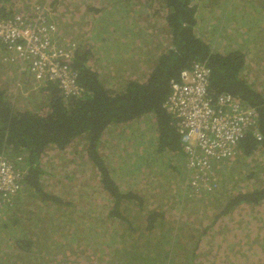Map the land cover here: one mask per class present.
<instances>
[{"label":"trees","instance_id":"obj_1","mask_svg":"<svg viewBox=\"0 0 264 264\" xmlns=\"http://www.w3.org/2000/svg\"><path fill=\"white\" fill-rule=\"evenodd\" d=\"M3 1L2 15L8 18L41 6L51 18L61 14L51 10L61 0ZM194 1L85 2L96 22L75 41L73 67L88 93L82 99H65L54 83L16 98L8 78L18 76V67L4 65L11 55L0 43V155L15 164L20 158L26 172L24 191L0 208V235L8 233L0 264H198L196 260L211 250L217 264H227L231 256L247 255L250 261L252 253H264V246L245 233L238 245L237 238L218 242L222 230L209 232L238 210L253 212L251 219L262 214L264 67L258 61L264 58V0ZM77 2L68 0V7L77 9ZM152 34L169 36L170 45L156 43L151 49ZM64 40L61 36L60 42ZM146 52H154L147 59L149 73L141 81L129 76L122 90V73ZM194 62L210 68L213 94H231L257 110L262 135L258 141L249 133L235 161L221 167L237 164L238 173H227V180L220 176L223 192L210 198L224 202L215 209L191 197L185 185V157L184 179L178 174L186 190L180 202L177 191L162 189L163 182L156 186L157 194L146 190L147 183H157L162 167L178 173L183 162L180 135L164 104L171 81ZM112 70L118 78L109 75ZM30 80L24 78V87ZM76 142L84 144V150L76 149L82 160L74 161L75 169L63 180H76L78 190L53 194L48 188L51 165L45 166L44 158L59 150L70 153L65 156L72 160ZM73 171L82 173L73 176ZM165 194L169 196L156 198ZM186 198L192 206L183 212ZM202 214L200 219L214 216L209 227L195 222Z\"/></svg>","mask_w":264,"mask_h":264},{"label":"built area","instance_id":"obj_2","mask_svg":"<svg viewBox=\"0 0 264 264\" xmlns=\"http://www.w3.org/2000/svg\"><path fill=\"white\" fill-rule=\"evenodd\" d=\"M4 5L0 0V43L11 55L4 62L16 65L19 77L30 73L24 94L54 83L65 99L85 98L88 93L73 67L77 44L60 42L62 34L46 7L8 18L2 15ZM210 78L206 63H192L178 80L171 81V93L164 104L180 135L185 185L193 199H208L219 189L218 165L235 161L238 146L249 133L262 140L257 110L231 94H213ZM18 160L15 164L0 155L1 209L25 188L26 172Z\"/></svg>","mask_w":264,"mask_h":264},{"label":"rangeland","instance_id":"obj_3","mask_svg":"<svg viewBox=\"0 0 264 264\" xmlns=\"http://www.w3.org/2000/svg\"><path fill=\"white\" fill-rule=\"evenodd\" d=\"M89 1H91V0H80V3L77 2L78 6H79L77 9H75V8L73 9V7H68V4H67L68 0H61L58 5L51 7V10L56 9V10L61 11L60 15H57L56 18L52 16V18H54V21L56 22L57 26L59 27L62 36H64L67 41L70 42V41L82 40L84 34L88 33L89 24L96 22L95 19H91L90 15L88 14L87 7H85V5H84L85 2L89 3ZM194 3L197 4V0H195ZM156 7L159 8L158 6H156ZM200 7H204V6H200ZM202 25L204 26V23ZM103 26H105V25H103ZM242 33L243 32H241V34ZM152 36H153V34H152ZM160 36H161V34H159L155 37V34H154L153 45H155L156 42L159 44L160 43L159 40L163 39L162 45L165 48L168 47L171 43L169 36H164L165 38H162ZM232 38H230V39H232ZM152 53H154V52H151V53L146 52L144 54L146 55V57H148ZM259 62H260V65L262 67H264V58L263 57H261V59L258 61V63ZM4 65H7V64L4 63ZM132 73H134L132 69L125 70L124 73H122V77L120 80V81H122V83H119L118 85L123 86L124 82H126L130 78L129 76ZM109 75L112 77L118 78L116 71L112 70V73ZM10 78H11V81L13 83V84L10 83V85L12 87L11 93H13L15 95V97L19 99V94L24 95L22 89L24 88L25 84H22V82L24 81L25 77L18 78V76L15 77V75L12 74L11 76H9L8 81L10 80ZM17 82L19 84H17ZM10 85H9V82H7V87L10 88ZM16 88H17V90H16ZM124 89H125V85L123 86L122 90H124ZM31 103L33 105H35L34 102H31ZM81 150H82V148H81ZM78 151H74L75 153H77L76 154L77 158H75L76 156L74 154L75 157H72L71 161H69L68 159L62 158V156H60V154L57 153L56 151L53 152L52 155L50 154L51 156L48 155L46 158H44V161L46 162L45 166L49 167L48 164L50 163V165H52V167H53L51 172H50L51 176H50V179L48 182L49 191L52 192L53 194L59 195V194L69 193L71 189L78 190V187H77L78 185L76 183V180L70 181V182H67L65 179L63 180V178H65V177H70L71 169H75L76 164L73 162L77 161V164H79L81 162L82 157L78 153ZM53 156H55L56 158L51 159V157H53ZM48 157H49V162L47 161ZM72 164H75V165H72ZM224 164L225 163H220L218 165V168H221ZM233 166L234 167H228V169L227 168H221L220 174H219V179H220V176H222L224 180H227V178L225 177L227 173L230 176L237 175L238 166H237V164H234ZM165 168L166 167H162L161 168L162 171H159V174L158 173L156 174L155 179L158 180L157 183H155V184L147 183L146 184L147 193H150V192L156 193V191H155L156 186H158V185L161 186V183L163 182L164 184L162 185L163 186L162 189H166V190L172 191V192L174 190L177 191L175 198L178 202H180L181 201V195H183L181 193L184 190L183 189V187H184L183 182H181V180L184 179V177H185L184 170H183L184 169V156H183V162L181 163V165L178 169L179 170L178 173L174 170L165 169ZM75 173H76V171H73L72 175L74 176ZM81 173H82L81 171H77L76 175L77 174L80 175ZM138 173L139 172L137 171L135 174H138ZM178 174H180L181 180L178 179L179 178ZM166 178H168V180ZM134 181H135V179H132V182H134ZM219 183H220V187H221V179L219 180ZM220 187L213 194L214 197H217V195H219L223 192V189ZM229 189H232V188L229 187ZM217 193H219V194H217ZM165 196L167 197L169 195L165 194L162 197L156 196V198L158 200H160V198H164ZM214 197H211L210 201L204 199L203 204L207 205V203H209L210 205L208 206V208L213 207L215 209L216 207L219 206L218 205L219 202L220 201L223 202V200H218V199L214 200V199H216ZM183 205L188 206V207H183V209H181V210L183 212L188 211L190 209L189 207L192 206L191 199L186 198V200L183 201ZM200 210H203V209L200 208ZM259 210L261 211L262 214H258V217H255L254 219H251V217L253 216V212H249L248 214H246V212H248V211H244V209L238 210L237 212L234 213L233 216L228 215L226 218L224 217L225 219L224 218L220 219V221L217 222V225H214L211 227L209 232H213L215 230H222L224 232H222V234L219 235L218 242L225 243V241L228 237H230V238H228V242L231 240L234 241L235 238H237L238 239L237 240L238 245H240L242 243L243 240L241 239V241H240L239 239L244 238L243 234L245 233L247 236H250V241L251 240L255 241L254 244H260V245L264 246V205ZM198 211H199V208H198ZM191 213H196V210L192 211ZM203 214L200 216L197 215L198 217L194 218L195 222L198 221L197 223L200 222V223L205 224L204 227H209L211 225L212 221L214 220V216L211 217V220L200 219L203 216ZM187 228H185L187 231H191L190 228H188V229ZM7 235H8L7 232H2L0 235V250L2 248L3 249L8 248V245L4 243V241H6L8 239ZM209 237H212V236H209ZM212 240L215 241L214 239H212ZM247 244L252 245V243L249 241H247ZM71 247L74 250L76 249V247L74 245H72ZM3 249L1 250V252L3 251ZM262 251H264V247L262 248ZM214 257L215 256L213 255V250H211L208 253V255L201 256L198 260H196V262L198 264H202L203 262H208L210 264L219 263V260L215 259ZM247 259H248L247 255H245L244 257L243 256H241V257L231 256V260H232V261L230 260L231 263H229V261L228 262L226 261V263L227 264H239V263L240 264H263L264 263V253L261 251L252 253L251 257H250V261ZM245 260H247V261L245 262Z\"/></svg>","mask_w":264,"mask_h":264},{"label":"crops","instance_id":"obj_4","mask_svg":"<svg viewBox=\"0 0 264 264\" xmlns=\"http://www.w3.org/2000/svg\"><path fill=\"white\" fill-rule=\"evenodd\" d=\"M159 42H160V44L162 45L163 44V39H161V40H159ZM157 43V42H156ZM154 45H153V47L151 48V49H154ZM143 56H144V58H142V59H140V60H138V62H137V65H135V66H132V68H130V69H132L133 70V72L134 73H132V74H130V76L133 78V79H136V80H144L145 79V77H146V75H147V73H149V71H150V68H149V66H150V62H147V59L148 58H150V57H153V55L152 56H148V57H146V55L145 54H143ZM110 61V60H109ZM131 65H133V64H131ZM151 65H152V63H151ZM84 150V144H82V143H78V142H76V143H74V147H73V150L74 151H77L76 149H78L79 151L81 150V148ZM56 151V150H55ZM54 151V152H55ZM57 153H59L60 154V156H62V158H64V159H68L65 155H68V156H70V153H65L66 151H56ZM52 155V154H51ZM50 155V156H51ZM64 156V157H63ZM76 156V155H75ZM52 158H56L55 156H53V157H51V159ZM75 158H77V156L75 157ZM47 161L49 162V157L47 158ZM69 161H71V160H69ZM74 163V162H73ZM50 164V163H49ZM72 165H75V164H72ZM52 165H51V168H50V172H51V170H52ZM24 191V190H23ZM22 191V192H23ZM21 192V193H22ZM20 193V194H21Z\"/></svg>","mask_w":264,"mask_h":264},{"label":"clouds","instance_id":"obj_5","mask_svg":"<svg viewBox=\"0 0 264 264\" xmlns=\"http://www.w3.org/2000/svg\"><path fill=\"white\" fill-rule=\"evenodd\" d=\"M26 75H27V76H25V78H26V77H27V78H29V77H30V76H29V75H30V73H29V74L27 73ZM18 78H21V77H19V75H18ZM26 89H27V88H23V90H22V91H24V90H26ZM30 93H31V92H30ZM23 94H24V92H23ZM24 95H25V94H24Z\"/></svg>","mask_w":264,"mask_h":264},{"label":"bare ground","instance_id":"obj_6","mask_svg":"<svg viewBox=\"0 0 264 264\" xmlns=\"http://www.w3.org/2000/svg\"><path fill=\"white\" fill-rule=\"evenodd\" d=\"M227 201V200H226ZM221 202V201H220ZM224 202V201H223ZM221 204V203H220Z\"/></svg>","mask_w":264,"mask_h":264},{"label":"water","instance_id":"obj_7","mask_svg":"<svg viewBox=\"0 0 264 264\" xmlns=\"http://www.w3.org/2000/svg\"><path fill=\"white\" fill-rule=\"evenodd\" d=\"M28 74H29V72H28Z\"/></svg>","mask_w":264,"mask_h":264}]
</instances>
